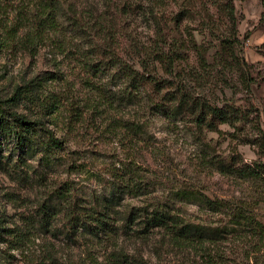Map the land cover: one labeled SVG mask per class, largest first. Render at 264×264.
Returning a JSON list of instances; mask_svg holds the SVG:
<instances>
[{
    "label": "rangeland",
    "instance_id": "rangeland-1",
    "mask_svg": "<svg viewBox=\"0 0 264 264\" xmlns=\"http://www.w3.org/2000/svg\"><path fill=\"white\" fill-rule=\"evenodd\" d=\"M205 2L60 0L57 30L40 35L41 0H0V97L11 98L18 87L40 97L20 110L53 120L51 128L68 147L67 164L42 183L21 182L0 170V223L13 231L3 233L0 264H110L120 253L131 264H207L198 250L175 244L162 231L146 239L120 233L110 240L75 241L46 231L37 217L51 190L68 183L85 199L104 195L112 176L128 164L149 185V201H173L177 191L226 200L243 195L240 183L216 162L229 163L236 154L249 164L264 162V0H233L234 21ZM100 49L165 82V91L233 107L245 120L237 128L216 122L214 129L201 130L188 117L155 115L137 101L106 104L105 89L118 93L120 87L110 71L99 77L91 72L87 63L107 59L95 56ZM166 56L167 63L161 62ZM53 96L59 108L45 116L43 106ZM177 207L186 221L216 220L194 203ZM63 223L60 217L56 226Z\"/></svg>",
    "mask_w": 264,
    "mask_h": 264
},
{
    "label": "trees",
    "instance_id": "trees-1",
    "mask_svg": "<svg viewBox=\"0 0 264 264\" xmlns=\"http://www.w3.org/2000/svg\"><path fill=\"white\" fill-rule=\"evenodd\" d=\"M184 1L190 3L192 0ZM206 1L205 4L215 7L221 15L235 20L233 0ZM39 6L40 11L36 14L37 33L42 35L50 30L56 31L55 25L63 13L60 0H41ZM34 40L33 37L29 41ZM107 51L100 49L95 54L98 57L102 54L107 59L87 63L97 77L101 74L105 76L110 71L108 77L116 88L120 87L118 93L105 89L102 102L107 104L116 100L121 104L135 105L137 101L141 108L155 115L172 119L188 117L201 130L204 127L213 128L216 122L234 128L244 122L242 112L233 107L218 108L188 94L165 91V82H159L152 74L147 76L134 70ZM202 58L205 61L204 54ZM167 59L168 56L160 61L167 63ZM40 81L49 80L45 78ZM39 99L33 97L32 93L28 96L22 87H18L11 98L0 97V170L10 176L15 175V179L21 182L42 183L48 180L51 173L67 164L64 154L68 147L51 128L53 120L47 124L44 116L31 118L20 110L27 101L33 103ZM49 99L52 101L43 106V110L45 116L52 117L59 108V101L55 96ZM216 167L225 176L240 183L241 197L213 199L199 192L177 191L173 201H149V185L144 182L138 169L128 164L122 172L112 176L104 195L92 194L85 199L78 196L75 193L77 189L68 183L51 190L49 196L39 204V225L46 231H56L75 241L86 236L110 240L120 233L146 239L156 231H162L175 244L198 250L207 264H247L245 260L264 264V162L249 164L236 154L229 163L218 160ZM98 180L103 181V178ZM130 199L140 200L141 204L128 202ZM189 203L198 205L205 215L216 220L208 222L204 218L198 223L186 221L177 205ZM60 217L64 219L61 229L56 226ZM2 226L0 223V242L5 241L3 233L13 234V231ZM128 259L127 255L120 253L110 264H131ZM237 260L241 263H237Z\"/></svg>",
    "mask_w": 264,
    "mask_h": 264
}]
</instances>
